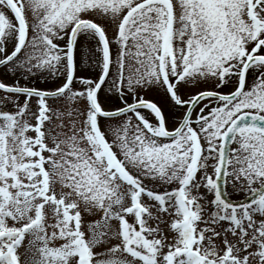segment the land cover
I'll return each mask as SVG.
<instances>
[{
	"label": "snow or ice",
	"instance_id": "obj_1",
	"mask_svg": "<svg viewBox=\"0 0 264 264\" xmlns=\"http://www.w3.org/2000/svg\"><path fill=\"white\" fill-rule=\"evenodd\" d=\"M0 73V264H264V0H0Z\"/></svg>",
	"mask_w": 264,
	"mask_h": 264
},
{
	"label": "rangeland",
	"instance_id": "obj_2",
	"mask_svg": "<svg viewBox=\"0 0 264 264\" xmlns=\"http://www.w3.org/2000/svg\"><path fill=\"white\" fill-rule=\"evenodd\" d=\"M82 43L87 44V41H82ZM82 67H84L85 69L90 68V66L87 64H82ZM0 78H4L2 73H0ZM45 79H47V80H49V82H51V81L56 80V77H45ZM32 83L33 84H43L44 81H40V80H37L36 78H33ZM145 199H147V197H145ZM117 255H123V254L117 253Z\"/></svg>",
	"mask_w": 264,
	"mask_h": 264
}]
</instances>
